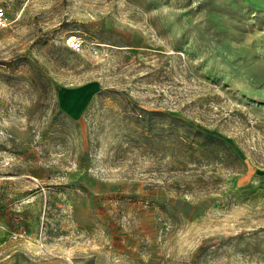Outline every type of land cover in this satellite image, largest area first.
<instances>
[{
    "label": "rangeland",
    "instance_id": "rangeland-1",
    "mask_svg": "<svg viewBox=\"0 0 264 264\" xmlns=\"http://www.w3.org/2000/svg\"><path fill=\"white\" fill-rule=\"evenodd\" d=\"M0 5V264H264V0Z\"/></svg>",
    "mask_w": 264,
    "mask_h": 264
},
{
    "label": "built area",
    "instance_id": "built-area-1",
    "mask_svg": "<svg viewBox=\"0 0 264 264\" xmlns=\"http://www.w3.org/2000/svg\"><path fill=\"white\" fill-rule=\"evenodd\" d=\"M10 20L7 15V10L3 5H0V29L6 28L9 26ZM68 43L75 49H80L82 41L78 35H70L68 37ZM2 248V241L0 238V252Z\"/></svg>",
    "mask_w": 264,
    "mask_h": 264
},
{
    "label": "crops",
    "instance_id": "crops-1",
    "mask_svg": "<svg viewBox=\"0 0 264 264\" xmlns=\"http://www.w3.org/2000/svg\"><path fill=\"white\" fill-rule=\"evenodd\" d=\"M70 97L66 100V102H69ZM73 104V103H72ZM67 105V104H66Z\"/></svg>",
    "mask_w": 264,
    "mask_h": 264
}]
</instances>
